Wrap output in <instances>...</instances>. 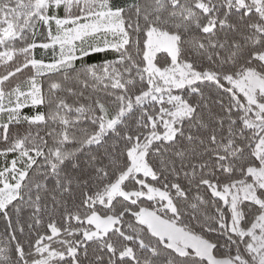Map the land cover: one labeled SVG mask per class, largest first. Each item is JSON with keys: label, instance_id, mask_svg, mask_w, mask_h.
<instances>
[{"label": "snow or ice", "instance_id": "6c2138e0", "mask_svg": "<svg viewBox=\"0 0 264 264\" xmlns=\"http://www.w3.org/2000/svg\"><path fill=\"white\" fill-rule=\"evenodd\" d=\"M0 48L15 264H264V0H0Z\"/></svg>", "mask_w": 264, "mask_h": 264}, {"label": "trees", "instance_id": "16d2710c", "mask_svg": "<svg viewBox=\"0 0 264 264\" xmlns=\"http://www.w3.org/2000/svg\"><path fill=\"white\" fill-rule=\"evenodd\" d=\"M130 2V0H120L121 4ZM55 28V26L53 25V29ZM46 38V30L44 31V33L42 35L38 36V39L40 41H45ZM4 49L0 48V51H3ZM43 54V50H37L35 55L37 58H40L41 55ZM50 55V53H49ZM115 53L109 51L107 53H99V54H93L92 56L86 58L84 61H77L76 62V67L79 68L81 63H100L102 62L104 59H114L115 58ZM46 62L49 59V56H44ZM18 59L22 60V57H19ZM6 71L5 66L3 64H0V74L4 73ZM28 75L27 72H25L22 76L18 77V80H23L26 76ZM61 77L54 75V74H47L46 77L42 78V81L44 83V87L47 88V83L49 80H56V79H60ZM18 82V81H16ZM77 91V95L76 96H68V102L69 103H74V102H81L84 103L85 101V97H91L92 99H96L97 97L99 98H104L105 93L104 91L101 90H97L94 91L92 88H80L79 86H77L76 88ZM83 92V96H80L79 93ZM61 95H67L66 93H61ZM41 111H47V108H41ZM26 112H32L35 111V109H27L25 110ZM80 127L83 128H87L89 127V122L88 121H82ZM50 128L52 129H57L58 130V126L57 125H50ZM35 131V129H34ZM49 131L48 127L45 128H41L40 129V134L41 135H45V133ZM111 143V141H109V144ZM107 146V145H106ZM66 147L68 149H71L73 147V145L69 144L66 145ZM99 151H103V149H100ZM12 158L11 154H9L8 159L10 160ZM85 158L82 157L81 161L83 162ZM4 162V157H0V166H2ZM78 194V193H77ZM68 202H69V207H72V201L71 198H68ZM209 211H212V209L210 208ZM56 218L59 220L60 219V214L56 213ZM24 220H28V215L27 213H25ZM128 219H131L130 217ZM13 222H15V217H13ZM45 224H46V219H45ZM7 222L0 219V264H15L16 262V255L14 252V248H15V243L16 241H13L10 239V236L13 234L11 232L10 229L6 228ZM124 227L126 228L127 225L125 224ZM40 231L41 233L44 232V227H40L39 229H34L33 232L35 231ZM15 235H17V237L21 240L24 241L25 243V248L27 249V242L29 239L32 240V242L34 243V236H29V230L27 229L26 225H25V233L23 234V236L20 235V233H15Z\"/></svg>", "mask_w": 264, "mask_h": 264}]
</instances>
